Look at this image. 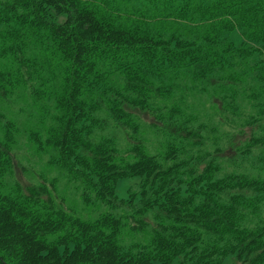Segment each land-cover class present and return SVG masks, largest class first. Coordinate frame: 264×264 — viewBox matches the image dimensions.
Masks as SVG:
<instances>
[{
	"label": "trees",
	"instance_id": "1",
	"mask_svg": "<svg viewBox=\"0 0 264 264\" xmlns=\"http://www.w3.org/2000/svg\"><path fill=\"white\" fill-rule=\"evenodd\" d=\"M103 1L14 0L0 6V26L14 30L8 35L0 31V43L7 44L4 49L0 44V59H17L20 78L38 73L40 79L41 67L46 68L53 88L33 93L53 96L59 116L47 138L38 135L34 141L40 149L55 151L57 163L82 179L85 202L115 208L117 184L137 177L142 180L141 214L157 208L161 221L150 245L127 250L119 244L122 220L110 212L83 220L53 204L46 186L6 194V147L0 149V264H223L231 255L242 264H264V226L244 225L246 213L257 206L255 198L264 195V180L244 174L217 178L212 164L202 170L181 162L171 165L139 147L132 149V160L120 161L112 139L91 138L99 105L85 97L105 75L99 68L103 60L124 72L125 92L135 97L126 100L141 108L153 92L170 95L172 89L154 90L152 81L164 80L168 69H191L193 77H206L232 51L226 48V32L242 29L249 39L264 43V0H158L163 7L155 16L160 21L162 16L159 25L190 26L196 40L174 34L163 38L123 24L116 15L119 3ZM26 35L43 51V65L19 46ZM12 86L13 74L0 72V90ZM113 111L124 117L120 108ZM6 125L9 147L15 130L11 122ZM253 141L254 147L264 146L263 138Z\"/></svg>",
	"mask_w": 264,
	"mask_h": 264
},
{
	"label": "rangeland",
	"instance_id": "2",
	"mask_svg": "<svg viewBox=\"0 0 264 264\" xmlns=\"http://www.w3.org/2000/svg\"><path fill=\"white\" fill-rule=\"evenodd\" d=\"M113 1L103 3L112 5ZM116 1L120 9L116 15L123 24L141 27L163 38L172 34L187 40L197 38L190 26L179 24L166 28L165 24L159 25L162 16L161 21L155 16L162 12L161 1ZM12 2L14 0H0V6ZM55 21L61 23L63 19ZM11 29L13 27L8 25L0 26L4 35L11 34ZM224 36L226 48L232 49L226 55L227 62L213 68L204 78L193 77L191 69L172 72L168 69L164 80L153 77L154 90L164 86L172 91L167 97L153 92L145 108L128 101L135 97L125 92L124 72L111 61L103 60L99 68L105 75L89 87L85 96L99 105L94 113L97 125L91 138L94 141L112 139L120 161L132 160V149L139 147L171 165L181 162L202 170L212 164L218 169L217 178L244 174L264 180V146L252 145L255 138L264 139V43L249 39L242 29L226 32ZM0 44L3 49L7 46L2 40ZM19 46L36 64L45 63L41 59L43 51L33 43L32 35L22 38ZM18 68L17 59L13 57L0 59V72L13 74L16 85L0 90V114L4 117L0 121V149L7 147L10 157L2 191L27 194L28 188L46 186L53 204L83 220L94 221L109 212L121 218L119 244L122 248L136 251L150 245L161 220L157 208L144 214L140 212L143 208L141 178L124 179L117 184L119 205L115 208L100 202L86 203V185L82 179L57 163L55 151L40 149L34 141L38 135L44 140L48 132L57 127L59 111L53 96L45 93L38 97L33 90L41 87L48 92L54 82L44 67L39 71L41 80L37 78L38 73L33 78H20ZM113 108H120L118 114L124 117L114 115ZM7 122H11L15 130L9 147L5 138ZM170 156L176 159H168ZM255 203L257 206L245 215L244 225L249 228L264 226V195L257 196ZM223 264L242 263L236 255H231Z\"/></svg>",
	"mask_w": 264,
	"mask_h": 264
}]
</instances>
